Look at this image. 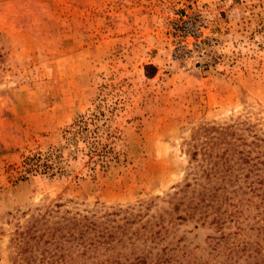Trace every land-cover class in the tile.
<instances>
[{
	"label": "rangeland",
	"instance_id": "374dc122",
	"mask_svg": "<svg viewBox=\"0 0 264 264\" xmlns=\"http://www.w3.org/2000/svg\"><path fill=\"white\" fill-rule=\"evenodd\" d=\"M0 264H264V0H0Z\"/></svg>",
	"mask_w": 264,
	"mask_h": 264
},
{
	"label": "trees",
	"instance_id": "16d2710c",
	"mask_svg": "<svg viewBox=\"0 0 264 264\" xmlns=\"http://www.w3.org/2000/svg\"><path fill=\"white\" fill-rule=\"evenodd\" d=\"M223 155H225V152L223 153ZM30 162H31V159H25L23 162V166L26 168H30ZM38 166H40V165H38Z\"/></svg>",
	"mask_w": 264,
	"mask_h": 264
}]
</instances>
